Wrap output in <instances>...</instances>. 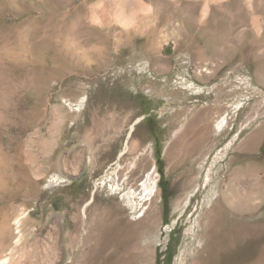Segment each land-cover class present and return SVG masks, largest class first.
<instances>
[{"label":"rangeland","instance_id":"rangeland-1","mask_svg":"<svg viewBox=\"0 0 264 264\" xmlns=\"http://www.w3.org/2000/svg\"><path fill=\"white\" fill-rule=\"evenodd\" d=\"M111 227L264 264V0H0V258L110 264Z\"/></svg>","mask_w":264,"mask_h":264},{"label":"bare ground","instance_id":"bare-ground-1","mask_svg":"<svg viewBox=\"0 0 264 264\" xmlns=\"http://www.w3.org/2000/svg\"><path fill=\"white\" fill-rule=\"evenodd\" d=\"M100 17H101V14H100ZM116 17L121 22H129L132 19V16L130 14H128L126 11H124V10H121L120 12H118L116 14ZM155 182H154V178L150 175L148 180H145L141 184L142 188L138 192V197L141 198V196L144 197V195L149 197L147 199L145 198L146 200L145 199H143V200L141 199L142 201H139L140 199L137 198L136 202H137L138 205H141L142 208L146 204L147 205L146 208L149 209L151 207V205L153 204V201H154L153 195L155 194L154 193V189H155V185H156ZM136 191H137V189L134 191V195H135ZM183 191H184V187L182 186L180 193H178V196H180ZM154 197H155V195H154ZM14 223L17 225L16 228H18V219H16L14 221ZM123 238H124V234L121 231L120 227H115V228L111 227V229H109V230H107V231H105L103 233V235L101 237V247H104V246L108 245L109 243L110 244H114L115 243V244H118L120 246V248H119L120 250H117L116 252H114L113 258H112L110 264H129L130 255H128L126 257H125V255H126V253L129 254L128 253V249H130V248L128 247L129 244L126 241L125 242L123 241ZM116 247H118V246H116ZM213 249L217 250L216 247H214ZM7 263H9V257L5 256V257L0 258V264H7Z\"/></svg>","mask_w":264,"mask_h":264}]
</instances>
